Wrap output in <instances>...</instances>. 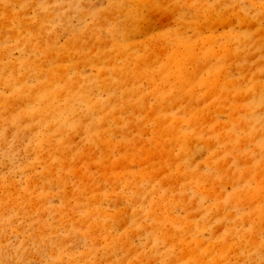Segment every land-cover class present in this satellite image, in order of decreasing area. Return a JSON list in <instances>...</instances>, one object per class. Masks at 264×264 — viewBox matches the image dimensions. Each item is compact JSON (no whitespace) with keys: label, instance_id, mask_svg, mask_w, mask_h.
Returning <instances> with one entry per match:
<instances>
[{"label":"rangeland","instance_id":"374dc122","mask_svg":"<svg viewBox=\"0 0 264 264\" xmlns=\"http://www.w3.org/2000/svg\"><path fill=\"white\" fill-rule=\"evenodd\" d=\"M0 264H264V0H0Z\"/></svg>","mask_w":264,"mask_h":264},{"label":"bare ground","instance_id":"6f19581e","mask_svg":"<svg viewBox=\"0 0 264 264\" xmlns=\"http://www.w3.org/2000/svg\"><path fill=\"white\" fill-rule=\"evenodd\" d=\"M46 102V101H45Z\"/></svg>","mask_w":264,"mask_h":264}]
</instances>
